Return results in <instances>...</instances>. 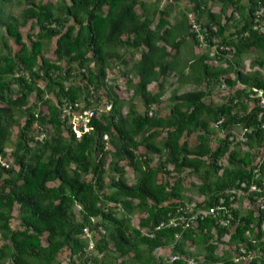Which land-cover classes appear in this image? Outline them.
Wrapping results in <instances>:
<instances>
[{
	"label": "trees",
	"instance_id": "trees-1",
	"mask_svg": "<svg viewBox=\"0 0 264 264\" xmlns=\"http://www.w3.org/2000/svg\"><path fill=\"white\" fill-rule=\"evenodd\" d=\"M185 1L190 9L171 20L180 0H0V158L9 164L0 165V264H61L65 252L68 264H187L171 263L176 255L195 264H235L233 248L241 243L262 251L252 264H264L261 218L243 211L251 198L236 197L242 207L235 206L227 228L206 219L179 239L176 229L154 231L182 212L214 206L236 182L250 183L262 148L248 92L264 90V32L253 29L264 21V13L257 16L264 0ZM14 6L22 9L19 16ZM126 54L139 59L120 71L132 91L123 113L122 90L108 85V71L112 64L127 67ZM251 54L257 58L245 68ZM170 74L194 90L173 91L164 118ZM215 91L221 103L213 105ZM107 104L110 111L92 119L80 139L62 117L65 106L99 112ZM236 128L254 131L246 143L230 142L228 132ZM191 174L201 183L185 188ZM135 212L142 215L137 226ZM86 227L97 255L86 250ZM220 246L229 251L219 257ZM158 248L170 254L156 255Z\"/></svg>",
	"mask_w": 264,
	"mask_h": 264
},
{
	"label": "built area",
	"instance_id": "built-area-1",
	"mask_svg": "<svg viewBox=\"0 0 264 264\" xmlns=\"http://www.w3.org/2000/svg\"><path fill=\"white\" fill-rule=\"evenodd\" d=\"M263 10L258 12L257 16L263 15ZM188 18L191 21L192 29L198 33L199 27L194 22L193 14H189ZM258 24L253 26L254 30H259L264 32V23L261 20L257 19ZM202 40V36L199 38ZM248 103L249 105H255L258 109L257 111V122L260 125V130L262 133V148L255 163V166L252 168V177L250 183L248 182H236V184L224 191L218 199L214 206L202 209L197 211L196 213L189 212H180L176 217H172L168 221L160 222L156 227H154V231L162 230V229H176L180 232L175 235V239H179L181 237V233L187 231L191 228H195L199 222L204 221L206 219H211L216 226H220L222 228H227L230 226L232 221H234L233 209L235 206L237 207L236 197L240 195L241 197L248 199L251 198L252 203L250 202L248 206L243 207V211L249 210L254 211L255 216L261 218V226H260V243L264 246V90L258 88H251L248 92ZM111 109V105L107 104L104 107V111L108 112ZM152 113H149L151 115ZM99 115L94 109L84 108L77 112H71V107L65 106L63 108L62 117L64 119L69 120V127L72 133L75 135L77 139H80L86 134H89L91 131L90 123L92 119L97 118ZM253 129H242L236 128L228 132L230 135L228 140L230 142L235 143H246L248 140L247 135H252ZM106 139V137H105ZM0 165L8 168L9 164L3 161L0 158ZM241 204V203H239ZM242 207V205L240 206ZM238 207V208H240ZM98 231L102 235L105 234V230L101 227L98 228ZM141 234L144 236H148L153 238V232H150L148 229L140 230ZM246 236L249 237V241L252 244H256L257 241L250 238V231L246 232ZM83 239L87 241L88 247L87 252L93 255H97V250L95 249L96 238L92 231L89 228H84L83 230ZM173 246L170 248L172 250ZM264 249V248H263ZM163 250L161 248L156 249V255L162 254ZM234 256L232 258L235 264H252L254 260L260 258L262 256V251L255 252L249 250L246 243H241L233 248ZM180 259H184L187 264H195L192 258L173 256L170 262L178 261ZM87 264H93L91 261L87 262Z\"/></svg>",
	"mask_w": 264,
	"mask_h": 264
},
{
	"label": "rangeland",
	"instance_id": "rangeland-1",
	"mask_svg": "<svg viewBox=\"0 0 264 264\" xmlns=\"http://www.w3.org/2000/svg\"><path fill=\"white\" fill-rule=\"evenodd\" d=\"M43 1L47 2L49 0H43ZM144 1H146V2H148V1L154 2V0H144ZM165 3L166 2L163 1L161 3V7ZM212 7L214 9L218 10L220 5L218 3H213ZM186 8L190 9L188 3L185 0H180L179 6L173 8V12L171 14V20H173L174 15L177 13V11L179 9H186ZM10 9L17 16H19V14L21 13V10H22L18 6L10 7ZM263 23H264V21H263ZM53 48L54 47H53V44H52L48 48V50L51 51V50H53ZM50 55H51L50 52L46 53V57H50ZM125 57H126V60L129 62V65L127 67L120 66L119 64H115V65L112 64L111 65V69L112 70L108 71V85L112 86V87H119L120 90H122V92H121V101H122V112L123 113H127L128 112V108H129L128 107V100H129V97L132 95V91H131V89H129V87H127L126 79L121 76L120 71H125L126 69H129L131 67V65L139 59V54H136V56L134 58H132L129 54H126ZM256 58H257L256 54H251V55L245 56L244 59H243L244 67L245 68L249 67L250 63L252 61H254ZM220 65H221V67H226V63L225 62H222ZM132 81L135 82V80H132ZM151 90H152V93H157L158 92V89H157L156 86L152 87ZM193 90H194V88L192 87V85L179 86L178 85V81L176 80L174 75L170 74L169 77L166 79L165 84H164V90H163V96H162V101L164 103V105H163L164 108H162L161 116L164 117V118L167 116V113H168L167 108L169 107V101L168 100H169V97H170V95L172 94L173 91H177V93L179 95H181V94H184V93H187V92H191ZM208 102L213 104V105L221 103V98L219 97L217 91H215L213 93V95L209 98ZM137 106H138L139 112H142L143 108H142V105H141L140 102H137ZM101 112H104V109H99L98 113H101ZM14 133H16V130H15ZM223 135H224V133H219L220 138H222ZM160 139H163V137L160 138ZM189 142H190V144L192 146V145H194L196 143V140H195L194 137H192V138L189 139ZM217 144H218V141H217L216 137L214 136V140L212 141V146L215 147ZM10 150L11 149L9 148L8 151H10ZM110 160H111V157H107V163L110 162ZM125 180H126V182L129 185H132V184L135 183L133 172L129 168H126ZM191 183L200 184L201 180L196 175H193V174L187 175V177H186V179L184 181V184H183L184 187L185 188L191 187ZM191 197H192V199H194V201H200L201 200L198 197L197 193L195 191H193V190H192ZM240 206H241V204L237 205V207H240ZM141 216L142 215L139 214L138 212H135L133 214V216H132V225L133 226H137L138 225V221L141 218ZM13 226L15 228H18V222L14 221L13 222ZM227 240H228V238L224 239V241H227ZM188 249L190 251H192L193 253H196V252L200 251V250H197V249H195L193 247H188ZM227 251H229V250H227L226 246H220L219 249L216 251V254L220 257L222 255H225L227 253ZM162 254H164V256L167 257L168 254H170V252L167 250V251L162 252ZM198 260L202 261L203 259H202V257H199ZM59 262L61 264H68V257H67V253L66 252L60 255Z\"/></svg>",
	"mask_w": 264,
	"mask_h": 264
},
{
	"label": "crops",
	"instance_id": "crops-1",
	"mask_svg": "<svg viewBox=\"0 0 264 264\" xmlns=\"http://www.w3.org/2000/svg\"><path fill=\"white\" fill-rule=\"evenodd\" d=\"M164 255V254H163Z\"/></svg>",
	"mask_w": 264,
	"mask_h": 264
}]
</instances>
